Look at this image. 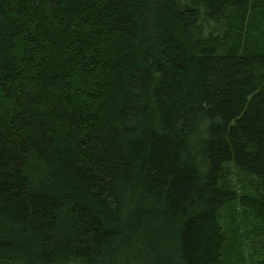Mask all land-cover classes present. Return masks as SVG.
Listing matches in <instances>:
<instances>
[{
	"label": "trees",
	"instance_id": "obj_1",
	"mask_svg": "<svg viewBox=\"0 0 264 264\" xmlns=\"http://www.w3.org/2000/svg\"><path fill=\"white\" fill-rule=\"evenodd\" d=\"M239 209L264 264V0H0V264H240Z\"/></svg>",
	"mask_w": 264,
	"mask_h": 264
},
{
	"label": "rangeland",
	"instance_id": "obj_2",
	"mask_svg": "<svg viewBox=\"0 0 264 264\" xmlns=\"http://www.w3.org/2000/svg\"><path fill=\"white\" fill-rule=\"evenodd\" d=\"M237 215V227L239 234L242 236V246L239 248V254L233 255L234 260H238L240 264H252L257 261V246L256 240H254L253 230L254 224L246 219L243 210L236 211Z\"/></svg>",
	"mask_w": 264,
	"mask_h": 264
}]
</instances>
